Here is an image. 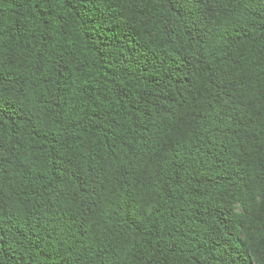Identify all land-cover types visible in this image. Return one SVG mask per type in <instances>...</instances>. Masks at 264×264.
<instances>
[{"label": "trees", "instance_id": "obj_1", "mask_svg": "<svg viewBox=\"0 0 264 264\" xmlns=\"http://www.w3.org/2000/svg\"><path fill=\"white\" fill-rule=\"evenodd\" d=\"M0 264H264V0H0Z\"/></svg>", "mask_w": 264, "mask_h": 264}]
</instances>
